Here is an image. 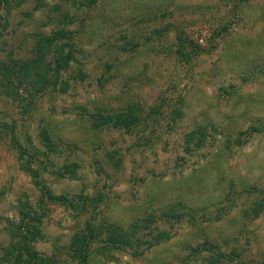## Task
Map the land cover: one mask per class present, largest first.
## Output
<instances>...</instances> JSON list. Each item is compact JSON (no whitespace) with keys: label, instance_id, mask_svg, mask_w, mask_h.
<instances>
[{"label":"rangeland","instance_id":"rangeland-1","mask_svg":"<svg viewBox=\"0 0 264 264\" xmlns=\"http://www.w3.org/2000/svg\"><path fill=\"white\" fill-rule=\"evenodd\" d=\"M19 1L0 9V68L35 58L63 28L76 60L67 89H48L29 113V97L0 92V259L23 199L43 216L35 246L55 264H264V0ZM181 32L201 46L190 61ZM130 110L131 128L96 124ZM43 130L63 153H49ZM192 131L195 143L206 133L200 147L187 144ZM27 162L64 198L45 196ZM52 162L77 163V178L51 174ZM173 208L193 215L168 219ZM149 214L159 229L139 232L143 246L71 259L88 223L128 228ZM161 231L170 239L154 240Z\"/></svg>","mask_w":264,"mask_h":264},{"label":"trees","instance_id":"trees-1","mask_svg":"<svg viewBox=\"0 0 264 264\" xmlns=\"http://www.w3.org/2000/svg\"><path fill=\"white\" fill-rule=\"evenodd\" d=\"M98 0H85V4L92 6ZM20 5L19 0H0V9L3 8L7 12H11L15 6ZM41 5H37L36 9H39ZM67 32L65 28L56 29L50 35H43L37 43L36 51L37 56L24 64L20 61H12L9 64L3 63V67L0 68V92L10 97H14L16 100H24L30 98V103L25 109V113H29L33 109L32 101L39 95H43L48 89L58 91V87L61 85V79L63 72L68 71L72 63L75 62V49L74 43H65L64 39L67 38ZM158 30L157 33H160ZM70 40V38H69ZM73 46V48H72ZM47 49V51H46ZM74 49V50H73ZM201 50L199 42H193V40L186 34L182 33L178 36V54L185 61H190L193 56ZM53 54L52 58L45 63L47 56ZM55 64V68L51 67V64ZM68 86V85H67ZM67 86L62 83L61 88L63 91L67 89ZM26 94L27 96H25ZM94 118V117H93ZM101 118L100 121L98 119ZM95 118L96 124L103 125V123H112L115 128L126 127L131 128L137 122L135 111L130 110L125 113H119L115 116H100ZM250 131H254L251 128ZM202 137L195 143L197 133L195 131L190 132L186 136V142L188 145L195 143L196 147L203 145L206 139V133L199 131L198 133ZM42 139L45 147L50 154H61L60 147L53 143L47 130H43ZM40 152V151H38ZM31 154V153H30ZM32 155V154H31ZM33 156V155H32ZM32 162H27L25 167L30 170L35 184L51 199H61L64 197H57L53 195L50 190H47L39 182V169L34 168ZM53 169L51 174L61 178H77V163L62 164L58 166L52 162ZM48 167V166H47ZM46 167V169H47ZM65 203L69 204L70 200L64 199ZM19 206L21 210V218L18 221L8 220L9 230L12 235L10 244L4 249L0 263L9 262L10 264H55L53 257L44 256L36 248V243L43 238V230L41 228L43 216L37 209L33 208L28 200H19ZM264 204L257 206V209H262ZM192 216L193 210L188 212L179 213L173 208L169 214L166 215L168 219H176L178 222L184 216ZM157 217L154 214H149L147 217L142 218L137 223L131 225L128 228L113 225L111 223L96 224L90 222L85 228L74 233L71 237L69 247V255L72 260L78 259L80 262H86L92 248L105 250L109 246L115 248H135L137 245L143 246L140 240L136 236L140 231H154ZM171 234L168 231H161L154 240L164 241L170 239ZM101 242L100 244H97ZM155 242H148V246H154ZM146 244V243H145ZM96 245V246H95ZM134 256L140 255L139 249L133 250Z\"/></svg>","mask_w":264,"mask_h":264}]
</instances>
